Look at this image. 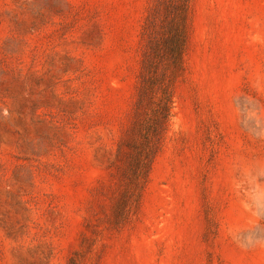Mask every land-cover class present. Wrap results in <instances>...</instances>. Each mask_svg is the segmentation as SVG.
Returning a JSON list of instances; mask_svg holds the SVG:
<instances>
[{
  "label": "rangeland",
  "instance_id": "obj_1",
  "mask_svg": "<svg viewBox=\"0 0 264 264\" xmlns=\"http://www.w3.org/2000/svg\"><path fill=\"white\" fill-rule=\"evenodd\" d=\"M0 264H264V0H0Z\"/></svg>",
  "mask_w": 264,
  "mask_h": 264
},
{
  "label": "trees",
  "instance_id": "obj_2",
  "mask_svg": "<svg viewBox=\"0 0 264 264\" xmlns=\"http://www.w3.org/2000/svg\"><path fill=\"white\" fill-rule=\"evenodd\" d=\"M183 30L177 28L176 31L174 32L173 40H172V45L170 46L171 52H173L175 55H181L183 51Z\"/></svg>",
  "mask_w": 264,
  "mask_h": 264
}]
</instances>
